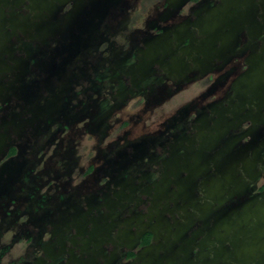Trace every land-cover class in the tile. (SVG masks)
Masks as SVG:
<instances>
[{"label":"rangeland","instance_id":"374dc122","mask_svg":"<svg viewBox=\"0 0 264 264\" xmlns=\"http://www.w3.org/2000/svg\"><path fill=\"white\" fill-rule=\"evenodd\" d=\"M0 264H264V0H0Z\"/></svg>","mask_w":264,"mask_h":264},{"label":"flooded vegetation","instance_id":"af4514ba","mask_svg":"<svg viewBox=\"0 0 264 264\" xmlns=\"http://www.w3.org/2000/svg\"><path fill=\"white\" fill-rule=\"evenodd\" d=\"M193 2H196V1H199V0H192ZM212 80H213V77L212 76H208V77H206V79L204 80V82L207 84V83H210V82H212ZM144 102V98L143 97H141L139 100H138V104H142ZM126 124V123H125ZM11 148H13V147H11ZM11 148H10V151H11ZM15 149H16V147H14ZM10 151H9V153L7 154V157H10V156H13V155H15L16 153H17V149H16V152L14 153V154H12V155H10ZM148 232H150V231H147V232H145L144 233V235H143V237H142V240H141V246H143V245H148L151 241H152V237H153V234H152V237H151V240L148 242V243H143V241H144V237H145V234L146 233H148ZM152 233V232H151ZM130 252H132V251H130ZM130 252H129V256L130 257H132L133 255H135V253L131 256L130 255Z\"/></svg>","mask_w":264,"mask_h":264},{"label":"trees","instance_id":"16d2710c","mask_svg":"<svg viewBox=\"0 0 264 264\" xmlns=\"http://www.w3.org/2000/svg\"><path fill=\"white\" fill-rule=\"evenodd\" d=\"M16 152V149L13 147L11 148V151H10V155L14 154ZM92 169V167H90V169L88 170V172H90ZM151 237H152V233L151 232H148L145 234V237H144V241L143 243H148L150 240H151ZM134 253L133 252H130V255L132 256Z\"/></svg>","mask_w":264,"mask_h":264}]
</instances>
